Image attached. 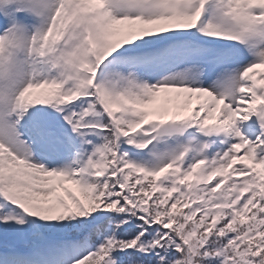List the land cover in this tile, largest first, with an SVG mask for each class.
<instances>
[{"label":"snow or ice","instance_id":"obj_1","mask_svg":"<svg viewBox=\"0 0 264 264\" xmlns=\"http://www.w3.org/2000/svg\"><path fill=\"white\" fill-rule=\"evenodd\" d=\"M0 264H264V0H0Z\"/></svg>","mask_w":264,"mask_h":264}]
</instances>
